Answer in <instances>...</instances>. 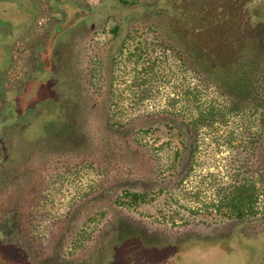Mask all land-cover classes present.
<instances>
[{
	"label": "rangeland",
	"instance_id": "1",
	"mask_svg": "<svg viewBox=\"0 0 264 264\" xmlns=\"http://www.w3.org/2000/svg\"><path fill=\"white\" fill-rule=\"evenodd\" d=\"M91 1V20L37 60L12 48L40 0H0V264H264L263 117L226 94L238 57L197 54L184 0ZM120 32L159 34L186 65Z\"/></svg>",
	"mask_w": 264,
	"mask_h": 264
},
{
	"label": "trees",
	"instance_id": "2",
	"mask_svg": "<svg viewBox=\"0 0 264 264\" xmlns=\"http://www.w3.org/2000/svg\"><path fill=\"white\" fill-rule=\"evenodd\" d=\"M184 1L189 7L190 18L188 17L187 21L192 22L193 41L195 44L200 42L202 44V48L197 50V54L205 53L207 60L209 59L216 65L219 64L220 59L225 54L233 53L235 57H238L235 62V65L237 64L236 70H230H232L233 76L238 81L239 90L236 92L229 91L226 94L230 96L232 103L251 105V109L260 110L262 113V130L251 141V156L253 159L251 169L254 168L251 172L259 176L258 178L261 182H264V0ZM120 2L123 4L133 3L127 0H120ZM40 3L29 15L27 14L29 18L38 16L35 28H30V32L26 34L28 39L22 42L17 41L18 47L13 46L12 48L13 53L18 52L20 55H27V53L32 52L37 60L43 56L42 53L48 54L49 51H52L54 54H58L61 49L58 45L59 41L66 38L68 33H73L80 23L89 22L92 12H94L91 0H40ZM66 12H74L75 16L79 14L80 17L76 19L77 21L70 23L67 19L71 14ZM13 16L16 17V13L14 15L12 13L11 17ZM18 18L21 20L22 14ZM54 21L57 24L54 23L53 25L52 22ZM117 28L119 30L122 29L121 25L117 24L114 29L115 33H117ZM105 30V27L97 30L93 40H99V35L104 33ZM120 33L124 37L121 42L122 47H125L131 39L143 37V41H147L146 43L152 47V49L143 48L144 51L157 50L156 47L166 46V48L172 50L176 57L183 58V64L186 65V60H184L185 58L181 51L168 43L159 34L141 33L136 36L126 33L124 36V32ZM221 35L222 43L218 40ZM92 57H94V54H92ZM97 58L101 59L100 56H96L93 59L96 60ZM245 59L249 62L251 60V66L244 63ZM58 62L59 60L56 57V68ZM30 67L33 69V65ZM52 67L50 66V68ZM125 193L128 198L127 192ZM137 196V194H130L129 198L131 200L128 201H134L131 203L136 205L139 201L136 199ZM255 214L251 208V216ZM238 217H242V214L238 215Z\"/></svg>",
	"mask_w": 264,
	"mask_h": 264
},
{
	"label": "crops",
	"instance_id": "3",
	"mask_svg": "<svg viewBox=\"0 0 264 264\" xmlns=\"http://www.w3.org/2000/svg\"><path fill=\"white\" fill-rule=\"evenodd\" d=\"M7 8H8L11 12H13V9H14V11H16V12L18 11L16 5H8ZM14 14H15V13H14ZM25 16H26V15H24V21L27 22ZM13 18H14V17H10L11 22L9 21V23H10V27H11V28H14L13 31H15V30H16V29H15L16 24L19 23V22H21L22 20H20V19L18 18L20 21L17 22V23H13V21H14ZM24 21H23V24H25ZM7 40L13 42V44H14V43L16 42L17 38L14 36V33H13V34H11V39L8 38ZM1 42H3V40L0 41V43H1ZM0 55L3 56V57H2V64H3L4 62H7V59H8V57H9V54H7L6 51H4L3 53H0ZM13 59H14V58H13ZM44 60H45V59H44ZM41 61H42V60H41ZM47 62H48V61H47ZM2 64H1V65H2ZM44 69H45V73H44V74H47V70H48V69H51L48 63H47V65L44 66ZM14 71H15V69H14Z\"/></svg>",
	"mask_w": 264,
	"mask_h": 264
},
{
	"label": "flooded vegetation",
	"instance_id": "4",
	"mask_svg": "<svg viewBox=\"0 0 264 264\" xmlns=\"http://www.w3.org/2000/svg\"><path fill=\"white\" fill-rule=\"evenodd\" d=\"M137 33H139V34H140V33H142V32H137ZM118 55H119V54H118ZM118 55H116L117 59H119V58H118V57H119ZM27 128H28V127H27ZM184 129H185V128H184ZM0 166H1V165H0Z\"/></svg>",
	"mask_w": 264,
	"mask_h": 264
}]
</instances>
